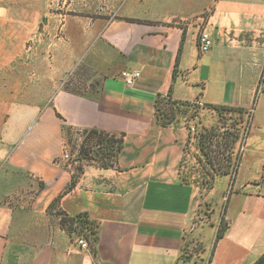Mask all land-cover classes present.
<instances>
[{"label":"crops","instance_id":"obj_1","mask_svg":"<svg viewBox=\"0 0 264 264\" xmlns=\"http://www.w3.org/2000/svg\"><path fill=\"white\" fill-rule=\"evenodd\" d=\"M55 22L52 95L0 98V264L254 263L264 252V0H110ZM123 69L140 72L133 85ZM169 90L200 105L255 106L235 175H218L203 197L178 174L188 126L156 121L154 100ZM92 127L122 133L123 148L107 168L83 161L65 191L74 172L62 158L65 130ZM56 197L67 214L97 222L95 258L47 211ZM221 218L228 227L214 245ZM191 233L202 248L184 258Z\"/></svg>","mask_w":264,"mask_h":264},{"label":"trees","instance_id":"obj_2","mask_svg":"<svg viewBox=\"0 0 264 264\" xmlns=\"http://www.w3.org/2000/svg\"><path fill=\"white\" fill-rule=\"evenodd\" d=\"M183 41V39H182ZM182 43V42H181ZM180 50V49H179ZM178 59V56H177ZM176 70H173V78ZM200 105L196 100L173 99L170 90L166 95L158 94L154 100L155 117L160 126H169L178 122L179 115H184L189 119L198 115L197 111L186 114L190 107ZM202 106L216 111L217 122L212 126L200 125L193 134L188 131L187 140L183 155L179 162L178 174L181 182L194 183L200 190L203 197L214 185L218 175L229 174L231 179L236 173L240 163L241 147L249 133L250 121L252 117L253 105L250 109L240 106L206 104ZM197 110V109H196ZM235 114V117L232 115ZM232 118V123L227 124V120ZM74 130H65L66 139L70 142ZM77 132L82 135L81 142L77 149V162L71 180L65 191L73 187L77 177L82 171V162H93L99 167L107 168L113 166L118 154L123 148L124 137L121 133L116 136L108 131L99 128H86ZM195 152L191 153L194 163L183 169L185 154L192 144ZM238 144L237 148L236 145ZM192 173H197V177L191 178ZM193 177V176H192ZM59 197H56L48 206L47 211L59 216V224L69 235L79 231L83 233L93 257L97 256L96 242L98 239V224L91 219L87 212H79L69 215L58 208ZM228 227V222L221 218L217 227L214 245L223 236ZM87 231V233H86ZM189 254H183L188 257ZM252 264H264V252Z\"/></svg>","mask_w":264,"mask_h":264},{"label":"rangeland","instance_id":"obj_3","mask_svg":"<svg viewBox=\"0 0 264 264\" xmlns=\"http://www.w3.org/2000/svg\"><path fill=\"white\" fill-rule=\"evenodd\" d=\"M104 5H110V0H32L31 4L26 0H0V98L9 95L10 101L14 102L46 101L54 91L51 86L50 88L47 86L55 78L52 71L56 66L53 65L50 57L51 51H56V48L50 51L51 40H55V25L57 23L55 21L71 11L81 10L97 13ZM33 7L41 8L37 12V9ZM54 46L52 44V47ZM195 111L198 115L192 119L179 115L178 122L187 125L188 129L190 126H194L196 130L202 125L199 122L200 117L206 116L209 119L210 116L213 117L217 114L216 111L207 110L202 105L190 107L186 114H192ZM234 115L232 117H235ZM33 123L34 121L31 124ZM226 123H232V118L228 119ZM190 132L193 134L195 131ZM80 136L81 134L74 130L70 142L66 137L64 139L68 153L62 158L66 162L67 160L72 161V168L77 165L74 160H76L78 145L82 139ZM193 141L192 139L189 151L185 154L184 171L187 166L194 163V158L191 156V153L196 151ZM237 146L238 144L236 148ZM192 176L191 178L197 177V173H192ZM224 188L225 185L220 182L216 183L213 193L217 200L221 199V191ZM210 213L211 203L203 202L201 217H207ZM72 236L85 239L83 233L79 231L73 232ZM201 248L202 241L199 235L191 233L184 242L183 254L191 255Z\"/></svg>","mask_w":264,"mask_h":264},{"label":"built area","instance_id":"obj_4","mask_svg":"<svg viewBox=\"0 0 264 264\" xmlns=\"http://www.w3.org/2000/svg\"><path fill=\"white\" fill-rule=\"evenodd\" d=\"M211 45H212V40L209 32H207L206 30H202L198 40V46L200 52L207 51L211 47ZM119 76L126 85L131 86L134 84L135 80L140 76V72L137 70L123 69L120 72ZM189 129L192 132L195 131L194 126H190ZM241 150H243V147H241ZM67 153H68L67 144L65 143L63 145V155L67 156ZM77 243L80 248H88V243L83 237H79L77 239Z\"/></svg>","mask_w":264,"mask_h":264}]
</instances>
